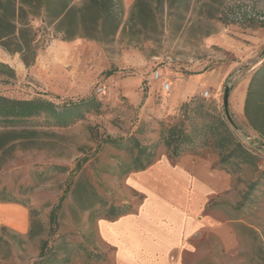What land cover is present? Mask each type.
<instances>
[{
    "label": "rangeland",
    "instance_id": "rangeland-1",
    "mask_svg": "<svg viewBox=\"0 0 264 264\" xmlns=\"http://www.w3.org/2000/svg\"><path fill=\"white\" fill-rule=\"evenodd\" d=\"M82 1L73 0L75 5ZM134 2L121 0L120 26L111 38L62 41L48 35L47 43H38L30 66L19 53L0 47V63L13 70L10 75L0 67V94L41 97L56 105L91 97L100 103L98 110L67 127H31L40 131L35 146L17 145L1 164L0 187L5 186L19 202L13 204L27 214L0 205V221L2 215L19 214L27 227L19 232L0 224V264H115L112 248L100 241L99 223L137 214L148 195L146 210L164 200L196 212V226L171 251L170 264H264V138L249 126L243 112L247 80L264 60V26L238 23L223 13L248 8L264 16V0L146 1L152 7L158 3L156 21L148 14L131 18ZM42 22L36 17L31 24L40 27ZM216 37L241 44V56L215 42ZM156 71L159 79L154 78ZM163 82L170 84L169 90H163ZM226 88L231 128L254 154L256 165L244 164L238 173L215 179L220 186L209 192L192 185L187 189L184 178L161 163L174 166L179 159L167 158L158 136L160 124H172L184 115L186 128L197 130L201 120L194 108L200 100L204 110L226 118ZM205 90L207 98L202 96ZM190 99L188 107H180ZM105 136H133L143 145L154 144L157 158L143 171L126 173L130 152L104 143ZM202 149L199 156L187 155L218 170L217 154ZM256 180L249 200L237 206ZM111 205L126 213L112 217ZM52 210L56 222L50 220ZM163 212L155 213V220L164 222ZM42 241L46 246L41 257Z\"/></svg>",
    "mask_w": 264,
    "mask_h": 264
},
{
    "label": "trees",
    "instance_id": "trees-1",
    "mask_svg": "<svg viewBox=\"0 0 264 264\" xmlns=\"http://www.w3.org/2000/svg\"><path fill=\"white\" fill-rule=\"evenodd\" d=\"M134 1L131 18L148 14L152 21H156L158 3L152 7L146 2L149 0ZM121 14V0H83L80 5H75L73 0H0V47L9 53H19L24 65L30 66L35 61L38 43H47L48 35L62 41L79 37L107 40L118 31ZM36 17L43 20L40 27L31 24ZM259 23L264 26V21ZM0 67L13 74L7 64L0 63ZM191 100L181 103L180 107H188ZM199 102L194 108L201 120L197 130L191 132L186 128L184 115L172 124H160L158 136L166 149L167 158L174 162L185 154L199 156L200 151L204 150L202 148L208 147L210 152L217 154L218 169L231 175L238 173L244 164L255 166L256 157L237 139L230 125L231 120L218 113H210L208 108L204 110L203 101ZM99 107V101L92 97L56 105L54 101L41 97L21 99L0 94V166L17 145L24 149L35 146L40 131L31 127H67ZM243 112L249 126L264 138V60L249 79ZM103 142L130 152L131 160L124 169L126 173L143 171L157 158L154 144L143 145L133 136H105ZM197 142L201 143L198 145ZM54 168L65 169L59 165ZM257 182L249 184L237 206L249 200ZM63 198L62 195L57 207ZM0 202L19 203L5 186L0 187ZM110 209L113 210L112 217L126 213L119 206L111 205ZM55 214V210H52L51 222H56ZM45 246V241H42L41 257L44 256Z\"/></svg>",
    "mask_w": 264,
    "mask_h": 264
},
{
    "label": "crops",
    "instance_id": "crops-1",
    "mask_svg": "<svg viewBox=\"0 0 264 264\" xmlns=\"http://www.w3.org/2000/svg\"><path fill=\"white\" fill-rule=\"evenodd\" d=\"M214 40L221 45L223 44L225 49L231 50L236 56H241L243 51L241 44L237 45L232 41L218 37ZM239 61L237 60L235 63H239ZM232 66H228L224 73L230 72L233 68ZM200 85H204L203 79L200 81ZM186 90H191V88H186ZM186 94L192 95V93L187 91ZM240 98L242 101L243 94ZM161 163L169 166L173 172L177 173L176 175H178L180 180L181 177L184 178L183 184L185 188L189 189L190 185H192L194 188L202 187L205 192L217 189L220 185L215 182V179H226L228 174L220 169L213 171L208 161L202 158H197L196 161H193L187 154L181 156L174 166L168 165L167 162ZM186 178L187 182H185ZM148 197L149 195L141 204L137 214H126L116 220H101L99 223L98 235L100 241L104 246L112 248L115 264H170L169 254L171 251L179 248L183 238L185 239L187 235L193 232L196 226L194 208L193 210L189 208L188 210H183L182 208H175L167 201H155V199V204L153 202L150 204L152 208L146 210L143 206L147 204L145 203L146 201L149 202L151 200ZM0 205L8 207L5 209L17 206L13 203L3 202H0ZM15 209L18 213L20 210L25 212L21 207H16ZM162 209L165 210L163 213L166 219L164 222H159L155 220L157 218L155 213L162 211ZM24 214H27V212ZM2 218L5 219L1 220L0 224L19 232L24 231L27 227V223L20 221L19 214H6L5 216L2 215ZM9 220L13 221L15 226H11L8 222Z\"/></svg>",
    "mask_w": 264,
    "mask_h": 264
},
{
    "label": "built area",
    "instance_id": "built-area-1",
    "mask_svg": "<svg viewBox=\"0 0 264 264\" xmlns=\"http://www.w3.org/2000/svg\"><path fill=\"white\" fill-rule=\"evenodd\" d=\"M223 13L225 17L233 19L234 21L238 23H245V22H258L259 23L264 20L263 15L256 14L248 8L245 10L241 8L235 11L224 9ZM154 78L159 79L158 71L154 73ZM162 87H163V90L167 91L170 88V84L168 82H163ZM101 91H102L101 87L97 88V92H101ZM202 96L207 98L209 96V92L207 90L203 91Z\"/></svg>",
    "mask_w": 264,
    "mask_h": 264
},
{
    "label": "water",
    "instance_id": "water-1",
    "mask_svg": "<svg viewBox=\"0 0 264 264\" xmlns=\"http://www.w3.org/2000/svg\"><path fill=\"white\" fill-rule=\"evenodd\" d=\"M228 96H229V91H228V88H226L223 92V97H222V102H223V107H224V111H225V114H226V117L230 119V115L228 113Z\"/></svg>",
    "mask_w": 264,
    "mask_h": 264
}]
</instances>
